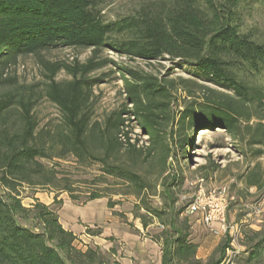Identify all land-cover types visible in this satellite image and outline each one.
<instances>
[{"label": "trees", "instance_id": "16d2710c", "mask_svg": "<svg viewBox=\"0 0 264 264\" xmlns=\"http://www.w3.org/2000/svg\"><path fill=\"white\" fill-rule=\"evenodd\" d=\"M262 1L144 0L133 13L107 21L106 0H0V189L4 192L0 194V264H119L110 258L113 251L76 249V237L63 229L49 206L36 203L28 210L21 205L23 188L66 192L71 201L78 200L68 176L57 170L59 161L67 158L79 168L97 165L102 179L126 186L125 194L138 199L133 217L143 229L149 222L138 214L140 209L158 220L164 230L151 240L160 245V264H203L196 258L197 245L182 227H176L171 211L145 203L144 197L154 195V186L139 170L155 156L162 176L170 136L178 137L183 148L190 140L185 132L197 126L227 133L238 153L255 161L241 176L245 187H264L259 162L264 160V86L256 81L264 72V43L240 31L242 8ZM57 48L88 49L92 55L84 64H45L42 88L19 84L8 75L19 58L39 57ZM104 50L144 62L178 60L196 70L197 80L158 78L117 64H113L116 70L88 79L111 63L98 60ZM61 68L70 80L55 81ZM115 73L122 83L124 106L103 121L94 120L92 88ZM178 91L188 100L174 113L171 107ZM43 98L58 108L60 117L40 126L33 109ZM126 116L146 137L141 145L130 138ZM85 197L82 205L98 199H107L108 209L119 205L96 190ZM30 213L39 229L22 223L30 220ZM242 236L239 245L244 250L236 263L264 264V228H246ZM227 248L222 246L217 260L205 264H221Z\"/></svg>", "mask_w": 264, "mask_h": 264}, {"label": "rangeland", "instance_id": "374dc122", "mask_svg": "<svg viewBox=\"0 0 264 264\" xmlns=\"http://www.w3.org/2000/svg\"><path fill=\"white\" fill-rule=\"evenodd\" d=\"M143 1L106 0L103 10L104 19L114 21L127 16L133 13ZM240 31L248 34L253 40L264 43V1L250 2L242 8ZM91 55V50L88 49H51L42 52L39 57L26 56L19 58L14 66L8 68V75L15 76L19 84L38 85L39 88H42L47 74L45 64H59L60 66H73L76 62L84 64ZM98 60H107L111 63H107L106 66L89 74L88 79H94L110 70H116L113 64H117L122 67L142 70L158 78L167 76L170 80L178 78L197 80L196 70L192 66L168 57L153 62H144L104 50L99 54ZM59 70L54 77L55 81L61 82L71 79L64 71L65 69L61 68ZM256 81L264 86V72ZM197 82L203 84L200 81ZM176 98L177 100L171 107L174 113L182 109L183 101L188 100L182 91H178ZM124 103L122 83L117 73L104 78L100 84L92 88L90 109L94 120L103 121L111 112L121 110ZM175 104H177V107ZM33 114L40 126L54 123L60 117L58 108L46 98L39 101L33 109ZM132 119V117L126 116V120H128L126 124L131 132L130 138L138 140L139 145H141L145 142L146 137L142 135L141 130ZM254 122L252 120L251 124ZM184 136L190 137V140L186 141L183 148L178 144V137L170 136L168 141L169 158L162 176H159L161 168L155 156L141 164L139 172L148 183L154 186L152 191L154 195L144 197L145 203L150 208L158 211L164 208L167 212L171 211L170 214L173 216L176 227H182L188 234L189 241L197 245L196 257L203 264L210 260H217L222 246H227L228 252L225 251L224 258L226 261L221 264H227L228 259L230 260L228 264H237L236 261L240 255L233 254V252L240 244L244 230L246 228L255 230L256 225L261 226L260 229L264 228V187L261 190L254 187L246 188L241 178L246 171L252 168L255 161L249 155L241 156L236 149V143L222 130L212 131L196 126L191 131L187 130ZM259 162L264 169V160L259 159ZM59 165L60 167L57 170L68 176L72 182V188L75 190L74 196L78 197V200L76 202L71 201L69 194L66 192H57L52 189L30 190L23 188L20 189V201L23 208L31 210L36 203L45 205L48 200H51L53 202L49 207L55 210L58 215V211L62 209L64 203L70 201L72 205L81 206V203L86 199L85 196L91 193L92 190H96L109 196L112 202H119V205L113 209L112 216H115L122 226L130 231L134 230V226L142 228L141 221L133 217V208L138 203V199L131 194H125L129 193L126 186L111 178L102 179V173L97 165L89 168H79L71 158L59 161ZM201 167L204 169H201ZM200 180H202L201 185L205 191L225 188L228 193L226 221L223 228L216 227L218 228L216 233L199 222L197 215L188 216L186 214V207L196 193ZM166 187L169 188V192L163 191V188ZM152 192L149 194H152ZM0 194H4L1 189ZM172 202L174 205H171ZM138 214L149 222L143 238L151 239V236L164 230L158 220L151 218L144 209H140ZM32 216L30 213L28 215L30 220L27 222L22 221V223L27 226L34 225L35 228L39 229L37 221L31 219ZM257 221L262 223L259 224ZM98 231L99 229L94 228L85 230L89 235H95ZM116 241L118 240H115L112 244L114 252H116L115 257L111 256L110 258L111 260L120 261L124 253L120 251L123 245H119ZM75 247L79 246L75 245ZM91 247L96 248L97 246L92 244ZM97 248L102 253L107 252L100 247ZM131 259L135 262L133 258ZM149 264H158V259H151Z\"/></svg>", "mask_w": 264, "mask_h": 264}, {"label": "crops", "instance_id": "0c3cea01", "mask_svg": "<svg viewBox=\"0 0 264 264\" xmlns=\"http://www.w3.org/2000/svg\"><path fill=\"white\" fill-rule=\"evenodd\" d=\"M52 202L53 201L48 200V203L45 205L49 206ZM117 206L118 205L114 208ZM113 209H108L107 199L93 200L81 206L72 205L70 201H68L64 203L62 209L58 211V217L63 229L71 232L76 237L74 246L78 245L79 247H75L78 250L85 251L87 248H92L91 246L93 244L107 252H114L112 244L115 240H118L116 243L121 246L123 245L120 251L124 252L122 258L119 257L120 261L117 260L119 264H149L151 259H158V264H160V245L156 244L150 238H143L144 231H146L147 228L143 229L134 226L133 231L126 229L115 216H112ZM257 222L259 224L262 223L259 221ZM218 226V224H213L215 228ZM260 227L261 226L256 225L254 231H259ZM87 228L99 229V231L96 235H89L85 232ZM111 239H113L112 242ZM234 250L243 252L244 248L237 245ZM226 252H228V249H226ZM115 254L116 252L113 253L112 257H115ZM131 258H133L135 262H133Z\"/></svg>", "mask_w": 264, "mask_h": 264}, {"label": "built area", "instance_id": "2783aa9c", "mask_svg": "<svg viewBox=\"0 0 264 264\" xmlns=\"http://www.w3.org/2000/svg\"><path fill=\"white\" fill-rule=\"evenodd\" d=\"M119 139L123 140V137L119 135ZM201 183L202 180H200L196 193L186 207V214L188 216L197 215L204 226L216 233L218 228H214L213 224H218L220 226L219 229H221L226 221L228 193L225 188L205 191ZM238 253L239 251L237 250L233 252V254ZM229 262L230 260L228 259L226 263L228 264Z\"/></svg>", "mask_w": 264, "mask_h": 264}, {"label": "bare ground", "instance_id": "6f19581e", "mask_svg": "<svg viewBox=\"0 0 264 264\" xmlns=\"http://www.w3.org/2000/svg\"><path fill=\"white\" fill-rule=\"evenodd\" d=\"M199 133H201V132L199 131ZM199 135H202V134H199Z\"/></svg>", "mask_w": 264, "mask_h": 264}]
</instances>
